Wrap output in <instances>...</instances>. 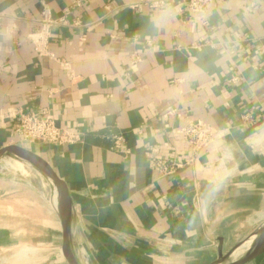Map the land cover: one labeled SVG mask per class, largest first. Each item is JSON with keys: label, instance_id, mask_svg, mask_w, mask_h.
Returning a JSON list of instances; mask_svg holds the SVG:
<instances>
[{"label": "crops", "instance_id": "0c3cea01", "mask_svg": "<svg viewBox=\"0 0 264 264\" xmlns=\"http://www.w3.org/2000/svg\"><path fill=\"white\" fill-rule=\"evenodd\" d=\"M41 1L58 18L76 0H0V150L20 145L28 150L23 161L43 167L39 156L62 187L56 194L44 172L1 174L6 264H218L242 242V256L257 249L264 240V0H217L209 12L214 32L175 6L158 30L152 17L160 9L91 0L70 17L87 26L53 29L51 57L29 42L11 51L9 33L39 29ZM197 43L200 50L189 48ZM133 54L141 61L133 63ZM58 61L71 63L74 82ZM232 76L241 81L230 83ZM9 108L47 109L82 142L22 144L4 118ZM190 120L216 131L217 145L201 160L173 133ZM111 134L123 136L128 155L112 149ZM152 150L178 171L151 170ZM246 264H264V252Z\"/></svg>", "mask_w": 264, "mask_h": 264}, {"label": "built area", "instance_id": "2783aa9c", "mask_svg": "<svg viewBox=\"0 0 264 264\" xmlns=\"http://www.w3.org/2000/svg\"><path fill=\"white\" fill-rule=\"evenodd\" d=\"M91 0H76L66 7L62 15L58 18L53 17L49 5L41 1V12L39 18V29L31 34L21 36L14 31L9 33L12 37L11 51L20 47L23 42H29L33 45L34 51L40 57H51L49 49L52 31L56 27L81 28L85 25L80 19H71V14L74 9L83 7ZM217 0H139L136 3L129 4L131 9H139L147 7L150 9H160L164 5L175 6L180 13H189L195 16L196 20L204 28H209L215 31L209 19V12ZM203 44H192L189 48L200 50ZM140 54H133L131 60L133 63L141 61ZM64 69L66 75L71 82L77 78L74 74L71 63L58 61ZM4 71L0 64V74ZM241 78L232 76L229 80L232 84H238ZM4 118L11 122L12 134L19 138L22 143L44 144L47 146H65L74 145L82 142V136L75 131L62 128L57 125L47 109L40 108L32 112H24L20 108H9L4 112ZM174 134H178L188 142L192 147L193 156H196L199 151L210 141L215 140L216 131L206 124L198 120L188 121L185 126L180 129L173 130ZM108 138L112 141V149L120 151L125 155L129 154L126 148L125 140L122 135L111 134ZM156 150L147 153L148 165L151 170L156 171L160 176L166 177L175 174L180 166L174 161L162 160L156 157Z\"/></svg>", "mask_w": 264, "mask_h": 264}, {"label": "water", "instance_id": "95a60500", "mask_svg": "<svg viewBox=\"0 0 264 264\" xmlns=\"http://www.w3.org/2000/svg\"><path fill=\"white\" fill-rule=\"evenodd\" d=\"M22 144H29L31 145L32 143H22ZM21 144V145H22ZM217 145V142L215 140H212L210 142H208L200 151L198 154L197 159L201 160L208 152H211L214 147ZM28 152V150L20 147V145L18 146H10L7 148H3L2 150H0V160L12 155H18V156H23V153ZM37 156V155H36ZM38 159L42 162L43 165V172L48 175V177L51 179L54 189L57 192L56 194L59 195V191L62 187V183L59 180V178L56 176V174L49 168L48 164L46 162H44L39 156H37ZM50 202L52 203V201H54V197L53 195L50 196ZM244 244L245 242H242L231 254L230 258H223V261L218 263V264H246L247 262L255 259L259 254L264 252V240H262V242L259 244V247H257V249H255L253 252H251L250 254L246 255V256H242L243 254V248H244ZM40 250H42L41 248H39ZM66 251V250H65Z\"/></svg>", "mask_w": 264, "mask_h": 264}, {"label": "rangeland", "instance_id": "374dc122", "mask_svg": "<svg viewBox=\"0 0 264 264\" xmlns=\"http://www.w3.org/2000/svg\"><path fill=\"white\" fill-rule=\"evenodd\" d=\"M6 160L9 161V163H13L14 166L7 165L6 163L4 164V161ZM1 162V167H0V176L2 174L5 175V177H15L19 176L20 174H37V170L34 169L32 166L27 165L25 163V160L23 161L21 156H15L13 159H8V158H3L0 160ZM10 258V255L5 252H0V264H6V261Z\"/></svg>", "mask_w": 264, "mask_h": 264}, {"label": "clouds", "instance_id": "9594fccd", "mask_svg": "<svg viewBox=\"0 0 264 264\" xmlns=\"http://www.w3.org/2000/svg\"><path fill=\"white\" fill-rule=\"evenodd\" d=\"M173 14V10L170 5H164L160 10L153 15L152 24L156 29H162L169 22Z\"/></svg>", "mask_w": 264, "mask_h": 264}, {"label": "bare ground", "instance_id": "6f19581e", "mask_svg": "<svg viewBox=\"0 0 264 264\" xmlns=\"http://www.w3.org/2000/svg\"><path fill=\"white\" fill-rule=\"evenodd\" d=\"M27 165H30L32 166L34 169H36L39 173H42L43 172V167L40 166V165H37V164H34V163H27L25 162ZM5 164V163H4ZM7 165H11V166H14L13 163H6ZM40 193V192H39ZM42 194V193H40ZM26 256V252H22L19 254V257H25Z\"/></svg>", "mask_w": 264, "mask_h": 264}]
</instances>
